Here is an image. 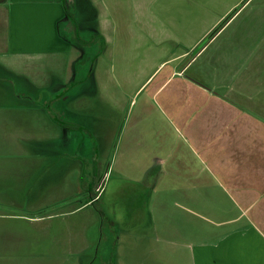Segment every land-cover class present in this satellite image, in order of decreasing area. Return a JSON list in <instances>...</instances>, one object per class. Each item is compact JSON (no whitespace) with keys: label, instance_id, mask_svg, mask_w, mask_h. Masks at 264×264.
Masks as SVG:
<instances>
[{"label":"crops","instance_id":"0c3cea01","mask_svg":"<svg viewBox=\"0 0 264 264\" xmlns=\"http://www.w3.org/2000/svg\"><path fill=\"white\" fill-rule=\"evenodd\" d=\"M0 32L3 263L34 264L50 227L70 234L45 236L50 246H70L75 227L85 247L78 231L97 221L81 213L94 199H70L89 189V170L118 135L122 167L139 163L137 180L151 183L165 159L134 137L166 127L236 211L220 222L235 227L190 246V263L264 264V0H0ZM87 57L89 76L77 79ZM14 82L21 95L7 90Z\"/></svg>","mask_w":264,"mask_h":264},{"label":"rangeland","instance_id":"374dc122","mask_svg":"<svg viewBox=\"0 0 264 264\" xmlns=\"http://www.w3.org/2000/svg\"><path fill=\"white\" fill-rule=\"evenodd\" d=\"M86 49L90 56L96 47ZM81 63L77 65V79L89 76L90 58H85ZM7 90L14 95L23 93L16 82L11 83ZM46 93L50 94L51 89H41V95ZM148 109H143L145 116L137 126L139 130L150 125L149 120L145 122L146 117H151ZM137 113L134 111V117ZM153 119L154 126L157 119ZM104 126L109 127L107 124ZM108 127L106 134H113ZM157 128H160L159 124ZM162 129L168 133L163 136L158 133L152 137H134V144L154 150L155 161V157L163 156L165 159L163 165L158 166L153 162L149 177L151 183L137 180L143 178L139 163L132 165L127 162V167H122L117 148L118 135L107 144L109 150L105 152L103 166L89 170L90 173H97L89 183V189L83 185L84 191L70 199L74 201L88 195L94 197L91 206L81 213L86 215L84 219L89 216L91 222L97 221L91 223L95 227L90 225L83 233L78 231L83 236L85 247L82 241L76 242L75 227L72 228L70 239L73 243L70 246L59 241V245L50 246L47 239L52 237L45 236H52L55 231L63 233L61 238L70 235L64 227H50L42 232L43 242L34 264H191V245L214 242L228 230L227 227H235L233 223H220L233 217L236 211L228 196L211 178L206 166L199 163L186 142L184 144L178 140L169 128ZM90 133L85 135L89 158L93 155L94 145L91 143L95 140V135ZM129 136L127 130L122 142H126L127 147L134 142ZM158 171L163 175L157 177ZM58 206L59 203L56 204ZM2 240L6 241L7 237H2L0 230ZM11 249H5L8 255L19 252L18 248ZM0 264L14 263H3L0 258Z\"/></svg>","mask_w":264,"mask_h":264},{"label":"trees","instance_id":"16d2710c","mask_svg":"<svg viewBox=\"0 0 264 264\" xmlns=\"http://www.w3.org/2000/svg\"><path fill=\"white\" fill-rule=\"evenodd\" d=\"M97 195V194H96ZM96 195H95V197H96ZM91 197V199L90 200H92V199H94V197H92V196H90ZM94 201V200H93Z\"/></svg>","mask_w":264,"mask_h":264}]
</instances>
